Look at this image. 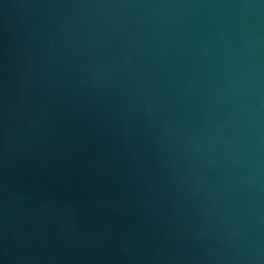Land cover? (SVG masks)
I'll return each mask as SVG.
<instances>
[{"label":"water","instance_id":"water-1","mask_svg":"<svg viewBox=\"0 0 264 264\" xmlns=\"http://www.w3.org/2000/svg\"><path fill=\"white\" fill-rule=\"evenodd\" d=\"M0 264H264V0H0Z\"/></svg>","mask_w":264,"mask_h":264}]
</instances>
